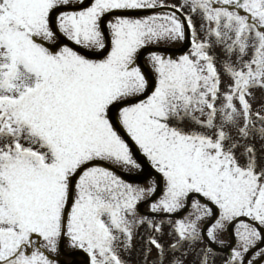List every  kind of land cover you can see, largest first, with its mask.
<instances>
[{
    "label": "snow or ice",
    "instance_id": "obj_1",
    "mask_svg": "<svg viewBox=\"0 0 264 264\" xmlns=\"http://www.w3.org/2000/svg\"><path fill=\"white\" fill-rule=\"evenodd\" d=\"M177 41L176 58L160 47ZM257 88L264 0H0V264H59L65 241L87 264H126L144 226L143 264L153 248L159 264H209L199 244L231 226L225 264H264ZM138 156L151 171L134 184L115 169L143 172ZM145 203L192 209L167 249Z\"/></svg>",
    "mask_w": 264,
    "mask_h": 264
},
{
    "label": "rangeland",
    "instance_id": "obj_2",
    "mask_svg": "<svg viewBox=\"0 0 264 264\" xmlns=\"http://www.w3.org/2000/svg\"><path fill=\"white\" fill-rule=\"evenodd\" d=\"M165 4H175L179 3V0H164ZM194 22L197 27V31H200V19L199 17H194ZM202 37V34H201ZM203 38V37H202ZM188 46V45H187ZM186 41L184 42H174L169 43L167 45H160L162 49L166 48V55L172 56V58H176L181 54L187 53L189 49H187ZM210 54L215 55L216 57V67L218 69H221V62L225 60V55L219 48H214ZM235 56L232 57L233 63H235ZM142 63L146 64V60H142ZM237 67L239 65H236ZM221 79L223 80V84L221 85V88L224 87V84L229 83V78L223 74V71L221 70ZM258 89V88H257ZM255 89H252L254 93L255 99L251 101L253 111L255 112L257 109L260 108L262 104H264V90L258 89L260 91L254 92ZM182 127L185 131H188L194 127V125L188 123L185 121L183 124L179 125ZM235 137V132L232 133ZM249 144L254 145L257 155L264 157V142L257 140H250ZM243 151V148H238L236 150L237 156L240 159L241 163L244 161V157L240 155V153ZM141 162H144L146 165L144 167V171L140 172L139 170L133 169L131 173H125L121 169L117 168L115 169L116 173L123 177L125 180L131 183H140L143 181V176L150 172L151 169L148 167L146 160L139 157ZM141 214H147L151 216L156 223L161 224L162 226V233H156L157 239L161 244L165 246V249H167L168 244L171 242L172 238L168 235L170 231V222L174 223L176 219H182L183 216L187 215L188 212L192 211L191 207L189 206L182 214H172L171 217H169L168 214L163 213H157L152 214L149 212V205L147 203L142 204L139 209ZM202 223H207V220L202 221ZM234 226H231L229 228L228 234L227 231H223L218 234V239L216 242H210L205 238L200 244L199 247L201 249L210 247L212 251L209 254V264H225V261L228 260L230 251L232 247L235 246V240H234ZM149 233V230L146 226L139 228L137 231L132 244L133 247L130 250V252H122L121 257L123 260L126 261V264L131 263H143V240L141 237L146 238ZM163 240V241H162ZM222 241V243H221ZM214 251V253H213ZM171 254H169L170 256ZM157 257V251L155 248H153L151 254L148 257V261L150 262V259H156ZM59 261V264H87V258L86 255L79 251H74L68 248L67 241L64 242L61 252L59 255L55 257ZM163 264H168L167 259L163 261ZM189 264H191V258L189 260Z\"/></svg>",
    "mask_w": 264,
    "mask_h": 264
}]
</instances>
